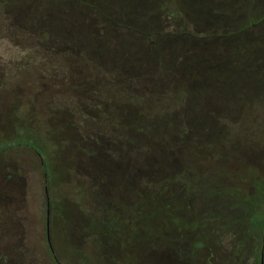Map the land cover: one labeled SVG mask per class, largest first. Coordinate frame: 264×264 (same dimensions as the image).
Listing matches in <instances>:
<instances>
[{"label":"trees","instance_id":"16d2710c","mask_svg":"<svg viewBox=\"0 0 264 264\" xmlns=\"http://www.w3.org/2000/svg\"><path fill=\"white\" fill-rule=\"evenodd\" d=\"M238 1L236 7L225 0H0L3 7H21L16 17L24 15L22 30L29 39L19 53L38 51L34 69L43 73L38 64L47 54L56 55L67 59L65 67L77 79L76 93L68 91L65 99L73 105L60 107L45 130L44 122L28 130L40 127L53 144L50 154L75 145L90 172L85 181L93 209L82 230L85 245L72 253L82 264H126L115 253L126 227L122 211L150 207L154 199L182 223L186 216L178 201L197 210L215 194L222 205L232 200L227 190L235 186L245 202L234 221L227 223L217 210L215 216L204 213L203 206L200 218L216 252L225 254L232 237L240 258L251 251L256 264L264 261V176L258 188L249 174L237 181L235 173L224 171L216 151L232 141L222 127L234 124L236 112L251 109L264 96V75L255 70L264 62V12L256 13L259 0ZM241 1L250 6L245 24L224 29ZM196 26L206 30L196 34ZM209 43L217 49H205ZM247 66L253 68L250 73ZM158 79L174 80L178 88L159 98V85L150 86ZM13 112L16 136L0 133L7 150L15 138L28 135L23 126L30 117ZM32 139L45 150L42 172L50 183L47 150L35 135ZM203 149L212 151L216 164L200 154ZM117 181L127 188L118 191ZM174 186L178 190L171 193ZM185 239L151 251L158 253L156 264H190L187 257L196 252L197 242ZM205 251L204 264H212L216 253ZM50 258L59 264L53 254Z\"/></svg>","mask_w":264,"mask_h":264},{"label":"rangeland","instance_id":"374dc122","mask_svg":"<svg viewBox=\"0 0 264 264\" xmlns=\"http://www.w3.org/2000/svg\"><path fill=\"white\" fill-rule=\"evenodd\" d=\"M225 1H231L236 7L239 2ZM261 1L263 0H259L256 8L258 14L264 12V1L260 3ZM246 6L241 1L240 11L235 14L237 9L233 10L230 18L233 22L226 23L223 28L230 29L238 24H245L246 12L250 8ZM4 7L0 2V133L10 139L16 136L12 125L16 122L13 109L30 118L24 121L23 126L28 135L15 138L12 149H5L8 141L0 136V264H8L10 260L14 264H53L51 254L59 264H82L72 253L85 245L82 230L87 224L85 217L93 209L85 181L90 172L79 161L78 148L75 145L63 146L64 149L50 154L48 150L52 152L53 144L43 138L40 127L28 130V127L33 128L43 122L45 130L46 124L50 127L55 121L52 117L56 112L59 116L60 107L73 105L72 102L66 103L65 99L68 91L76 93L74 86L77 79L67 71V59L56 55L47 54V59L37 66L43 73L37 72L34 62L38 51L31 49L27 53H19L22 45H26L29 39L28 33L22 30L27 26L24 15H21L20 20L16 17L21 7ZM192 30L198 34L206 29L196 26V30ZM249 34L253 37L255 31ZM212 43L205 49H217L212 48ZM262 64L264 62L255 70L264 75ZM252 69L250 66L246 67L249 73ZM156 85H159V98L174 93L178 88L174 80L158 79L150 86L153 89ZM250 108L236 112L238 120L234 124L229 123L230 126L227 127L222 123L223 131L228 132L232 141L227 147L220 145L216 151L222 158L220 164L224 166V171L235 173L237 181L246 180L249 174L254 187L258 188L261 185L260 179L264 176V96L259 95ZM34 115H37L36 119H33ZM105 125L108 126L107 123ZM213 130L214 127L210 128L209 135L215 132ZM120 134H123L122 131ZM34 135L47 150L46 157L51 166V174L48 171L50 183L42 172L45 150L32 139ZM64 137L69 135L65 134ZM200 154L209 156L212 163L216 164L212 151L203 149ZM135 166L140 167L137 163ZM69 171L71 172L68 174ZM126 186L117 181L118 191L123 187L127 188ZM247 187L251 192L252 187ZM131 188H136V192L141 189L138 185ZM175 189L178 190V187L174 186L171 193ZM227 191L231 192L232 200H226L222 205L217 203L219 199L215 194L201 201L197 210H191L188 202L182 204L178 201L176 205L183 208L186 216L182 223L171 217L158 202L153 203L154 199L149 202L150 207L145 208L141 204L134 210L122 211L126 227L116 239L118 247L115 253L126 264H156L154 259L158 253L154 252V257L151 251L159 247H173L182 238L188 240L193 237L197 243L196 252L187 257L190 264L193 259L195 264H204L205 250L211 254L216 253L212 264H219V261L222 264H256L257 259L251 251L240 258L241 249L236 247L232 237L226 242L228 249L225 254L216 252L208 224L200 218V209L203 206L204 213L209 212L215 216L213 211L217 210L216 213L227 223L234 221L239 212L244 210V199L238 186ZM47 197L51 201L49 207ZM109 235L111 236L110 229ZM195 253L197 254L194 258Z\"/></svg>","mask_w":264,"mask_h":264},{"label":"flooded vegetation","instance_id":"af4514ba","mask_svg":"<svg viewBox=\"0 0 264 264\" xmlns=\"http://www.w3.org/2000/svg\"><path fill=\"white\" fill-rule=\"evenodd\" d=\"M46 190L47 189L45 188V192H46ZM46 199H47V207H49V198L47 197ZM47 212H48V210H47Z\"/></svg>","mask_w":264,"mask_h":264},{"label":"water","instance_id":"95a60500","mask_svg":"<svg viewBox=\"0 0 264 264\" xmlns=\"http://www.w3.org/2000/svg\"><path fill=\"white\" fill-rule=\"evenodd\" d=\"M47 192V190H46ZM260 264H264L263 257L261 258Z\"/></svg>","mask_w":264,"mask_h":264}]
</instances>
